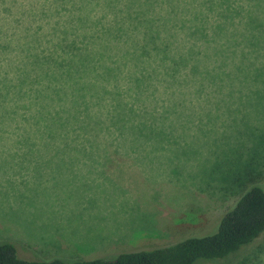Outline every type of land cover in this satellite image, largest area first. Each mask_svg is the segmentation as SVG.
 I'll return each mask as SVG.
<instances>
[{
    "label": "clouds",
    "instance_id": "clouds-1",
    "mask_svg": "<svg viewBox=\"0 0 264 264\" xmlns=\"http://www.w3.org/2000/svg\"><path fill=\"white\" fill-rule=\"evenodd\" d=\"M264 162V0H0V240L117 241Z\"/></svg>",
    "mask_w": 264,
    "mask_h": 264
},
{
    "label": "rangeland",
    "instance_id": "rangeland-1",
    "mask_svg": "<svg viewBox=\"0 0 264 264\" xmlns=\"http://www.w3.org/2000/svg\"><path fill=\"white\" fill-rule=\"evenodd\" d=\"M252 185L264 188V162L257 155L240 170L228 169L212 194L199 193L194 204H180L165 194V186L145 182L140 194L142 214L135 220L118 222L124 234L117 241L98 240L74 249H42L23 240H0V244L16 246L25 260L44 261L59 258L65 261L105 259L136 250L175 244L190 237H203L217 232L222 217ZM198 264H264V235L237 254L218 262Z\"/></svg>",
    "mask_w": 264,
    "mask_h": 264
},
{
    "label": "trees",
    "instance_id": "trees-1",
    "mask_svg": "<svg viewBox=\"0 0 264 264\" xmlns=\"http://www.w3.org/2000/svg\"><path fill=\"white\" fill-rule=\"evenodd\" d=\"M264 235V188L252 185L221 219L217 232L175 244L120 254L113 260H25L16 246L0 244V264H198L225 260Z\"/></svg>",
    "mask_w": 264,
    "mask_h": 264
}]
</instances>
